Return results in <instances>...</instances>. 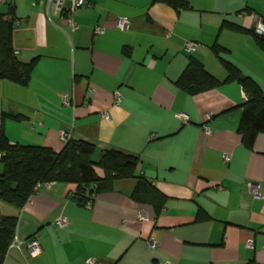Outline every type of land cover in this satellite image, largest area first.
<instances>
[{"label":"crops","instance_id":"1","mask_svg":"<svg viewBox=\"0 0 264 264\" xmlns=\"http://www.w3.org/2000/svg\"><path fill=\"white\" fill-rule=\"evenodd\" d=\"M188 1L177 10L159 0H85L74 25L48 0L0 1V13L16 11L18 59L39 58L28 86L0 80V140L56 153L85 141L96 163L112 149L135 155L137 175L166 197L158 212L134 199L138 179L117 180L80 205L75 184H40L21 210L0 201L2 215L18 217L3 264H264V134L250 150L238 133L246 93L236 82L195 96L176 85L191 58L224 80V59L264 92L253 36L221 30L224 21L256 29L264 0ZM216 43L227 51L217 56ZM61 217L67 226L57 225ZM34 235L37 257L27 244Z\"/></svg>","mask_w":264,"mask_h":264},{"label":"trees","instance_id":"2","mask_svg":"<svg viewBox=\"0 0 264 264\" xmlns=\"http://www.w3.org/2000/svg\"><path fill=\"white\" fill-rule=\"evenodd\" d=\"M177 10L190 8L188 0H159ZM17 23L14 7L7 13H0V80H7L28 86L39 58L30 62L18 59L13 35ZM264 23V21H263ZM252 35L257 47L264 52V36L256 29L247 30L239 25L224 21L221 30ZM213 52L220 56L227 50L217 43ZM227 72L224 80L212 75L198 60L191 58L176 85L191 96H195L223 84L236 82L248 100L243 105V114L238 130L243 144L253 149L256 138L264 134V92L250 77L245 76L235 65L222 59ZM95 147L85 141L69 140L59 153L47 147L13 145L2 135L0 140V201L21 210L44 183L75 184L73 193L80 205H92L100 193L110 192L117 180L138 179L134 199L143 204L153 205L158 212L165 205L166 197L154 188L144 177L137 175L138 158L135 155L112 149L106 151L99 162L93 161ZM96 168L104 172L98 175ZM199 219H202L200 216ZM18 217L0 213V264H3L9 248L16 238Z\"/></svg>","mask_w":264,"mask_h":264},{"label":"built area","instance_id":"3","mask_svg":"<svg viewBox=\"0 0 264 264\" xmlns=\"http://www.w3.org/2000/svg\"><path fill=\"white\" fill-rule=\"evenodd\" d=\"M0 1H4V0H0ZM49 3H52L56 6L57 10L62 12V13H65L69 20H70V23L72 25H74V22H73V14L75 12V10H77L78 8L80 7H83L86 2L85 0H71V5L69 7H65V0H48ZM117 27L120 29V30H126L128 29L129 27V21L127 19H120L117 23ZM96 34H100L102 33V28H96ZM256 32L262 36H264V25L263 23H260L258 25V27L256 28ZM196 48V44L195 43H188L186 45V49L187 51H193L194 49ZM64 104L66 105H69L70 104V97L67 95V94H64L61 96ZM121 98H122V93L118 90L115 92V103L116 104H119L120 101H121ZM244 100H248V97L247 95L244 96ZM104 118H109V116L107 114L103 115ZM183 122H188V117L184 114H181L179 116ZM65 137V136H64ZM225 161H229V157L228 156H225L224 157ZM40 185H38L39 187ZM249 187L252 191V193L256 196V197H261L257 188L252 184L250 183L249 184ZM139 220H142V221H147L149 219L148 217V214L146 212L140 214L138 216ZM69 224L68 220L66 217H61L58 221H57V225L60 226V227H65ZM28 249L30 251V255L32 257H37L39 256V254L41 253L42 251V248H41V244H40V239H39V236L38 235H34L30 238V240L28 241ZM157 245L156 244H151V247L152 248H155ZM248 247L249 248H253V243L252 242H249L248 243ZM95 261L94 260H91L90 261V264H93ZM166 264H169V263H166Z\"/></svg>","mask_w":264,"mask_h":264}]
</instances>
